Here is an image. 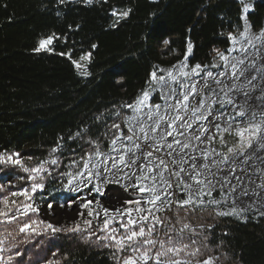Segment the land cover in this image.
<instances>
[{"label": "snow or ice", "instance_id": "1", "mask_svg": "<svg viewBox=\"0 0 264 264\" xmlns=\"http://www.w3.org/2000/svg\"><path fill=\"white\" fill-rule=\"evenodd\" d=\"M238 2L241 27L228 34L229 48L214 50L210 64L190 65L189 43L177 64L154 67L145 88L132 103L121 104L105 118L95 139L87 127L69 136L80 152L73 146L68 163L62 159L64 145L59 141L48 158L32 167L18 152L0 154V166L19 168L26 174L19 179L27 182L17 189L7 173L0 183V192L13 185L0 195V225L17 224L15 235L7 228L0 232V264H13L22 255L19 251L4 255L17 246V236L29 242L32 236L60 231L86 233V240L95 236L111 250L115 264H216L219 256L198 259L203 255L200 245L209 247L205 232L210 234L212 226L205 230L193 225L189 216L198 210L245 221L249 212L264 216V29L252 31L247 17L251 5ZM113 15L126 17L128 12ZM52 43L53 37L42 39L36 51L47 50ZM111 74L120 75L122 70L113 69ZM54 172L63 178L58 183L66 191L88 189L72 225L48 219L52 203L46 204L44 218L19 223L22 217L39 216L36 199L42 196L37 193L46 194L44 181L56 179ZM106 184L120 185L127 195L111 194L115 203L105 206L92 193L103 196Z\"/></svg>", "mask_w": 264, "mask_h": 264}, {"label": "trees", "instance_id": "2", "mask_svg": "<svg viewBox=\"0 0 264 264\" xmlns=\"http://www.w3.org/2000/svg\"><path fill=\"white\" fill-rule=\"evenodd\" d=\"M123 12L128 15H113ZM240 14L237 0H0V154L18 152L32 167L48 158L59 141L68 163L77 146L70 135L87 127L95 139L105 118L121 104L132 103L145 88L153 68L177 64L189 43L194 64L212 62L214 50L230 46L228 34L240 25ZM249 19L254 27L262 26L264 0H256ZM48 37L53 43L36 51ZM89 53V59H81ZM73 60L82 67L76 68ZM116 68L122 74L113 76ZM7 173L17 189L27 186L19 179L26 174L11 166H0V183ZM53 176L56 179L44 181L46 194L37 193L42 196L37 204L65 203L69 198L58 183L63 178L58 172ZM12 187L9 184L0 195ZM211 226L205 250L219 255L222 264H264V218L242 222L218 217ZM85 236L49 232L32 236L33 244L17 236V251L22 253L17 261L115 264L103 241Z\"/></svg>", "mask_w": 264, "mask_h": 264}, {"label": "rangeland", "instance_id": "3", "mask_svg": "<svg viewBox=\"0 0 264 264\" xmlns=\"http://www.w3.org/2000/svg\"><path fill=\"white\" fill-rule=\"evenodd\" d=\"M247 2L251 5V9L247 13L248 22L251 25L252 31L258 33L261 29H264V22H263L262 26L259 27V28L253 26V24L251 23V21L249 19V16L254 12V7H255L256 0H247ZM241 7H242V5H241ZM240 27H241V23L236 29H238ZM236 29L234 30L233 33L236 32ZM236 34H238V33H236ZM225 50H222V51L219 50V51L224 52ZM191 54H192V51H191ZM213 56L214 57L216 56V52H214ZM214 57H213V59H214ZM212 62H213V60H212ZM212 62H210V63H212ZM188 63L190 65H195L193 63V61H192V55L188 56ZM165 69H167V68H165ZM155 99H156V97L153 96V100H155ZM121 127H123V124L121 125ZM103 187H104V195L103 196L97 195L94 191H93L92 195L96 196V198L98 200H100L101 203H105V206H110L112 203H115V201H112L110 199L111 194L123 193V189L121 188L120 185H117V184H106ZM68 193H69L68 194L69 198L65 201V203H63V202L62 203H57V204H53L52 203L53 207L51 209H47V211L49 213L48 219H50L52 221H56V222H61L65 226H71L72 225L73 216H74V213L77 210V204L83 203V197L88 196V189L87 188L84 189L83 192H81V193H73V192H68ZM123 194L127 195L126 193H123ZM89 198H91V197H89ZM106 198H107V201H106ZM72 200H75L76 203H72ZM38 205L40 207L39 216L37 217L35 214H31L29 217H27V219H30V218H32V219L44 218L46 204H38ZM58 205H63V207H57ZM79 210L80 211H84L83 208H80ZM161 215L162 216L163 215H168V213H162ZM180 215L181 216L184 215L183 211H181ZM245 215L247 216L246 221L252 220V219L264 218V216L259 215L255 211L246 213ZM215 218H218V216H214L210 211H199L198 210L195 213V215L189 216L188 219L191 221V223L193 225H197V226L198 225H203L205 230H207L209 225L212 224V221L215 220ZM222 218H230V219L237 220V221H242V222L245 221V220L237 219V218L232 217V216H227V217H222ZM23 221H25V220L21 219L19 221V223H22ZM5 228H7L9 231H12L13 235H15L16 231H17V224L13 223V224H8V225H0V232H3ZM205 234H206V232H205ZM17 238H16V241H14V244H16V243L18 244L19 241L17 240ZM34 240H35L34 238L30 237L29 242H25V243L33 244L32 242H34ZM200 248H201V253L203 255L198 257V259H203V258H206L207 256H219V255H217L215 253H209L208 251H206L204 246H203V244L200 245ZM17 249H18V246L13 247L11 252H5L4 253L5 257H7L8 255L14 254L15 252H17ZM30 256H31V253L29 254V257ZM19 257H17L16 260L13 261V264H16L17 259ZM30 259H31V257H30ZM27 261H28V263H26V264H30L29 258L27 259ZM216 264H222V262L220 260V257L216 261Z\"/></svg>", "mask_w": 264, "mask_h": 264}, {"label": "water", "instance_id": "4", "mask_svg": "<svg viewBox=\"0 0 264 264\" xmlns=\"http://www.w3.org/2000/svg\"><path fill=\"white\" fill-rule=\"evenodd\" d=\"M71 1L76 2V1H80V0H71ZM83 1H86L87 2V0H83ZM93 1H95V0H92V2Z\"/></svg>", "mask_w": 264, "mask_h": 264}]
</instances>
